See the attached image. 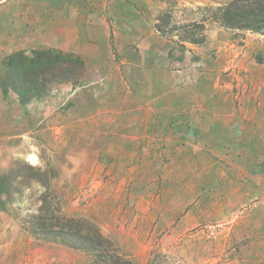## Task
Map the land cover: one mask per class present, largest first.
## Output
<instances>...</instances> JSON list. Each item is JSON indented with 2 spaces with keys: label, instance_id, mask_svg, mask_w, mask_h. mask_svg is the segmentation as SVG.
Returning a JSON list of instances; mask_svg holds the SVG:
<instances>
[{
  "label": "rangeland",
  "instance_id": "374dc122",
  "mask_svg": "<svg viewBox=\"0 0 264 264\" xmlns=\"http://www.w3.org/2000/svg\"><path fill=\"white\" fill-rule=\"evenodd\" d=\"M228 2L0 0V264H92L43 206L131 264H264V35ZM42 51L83 67L21 101L5 61Z\"/></svg>",
  "mask_w": 264,
  "mask_h": 264
},
{
  "label": "trees",
  "instance_id": "16d2710c",
  "mask_svg": "<svg viewBox=\"0 0 264 264\" xmlns=\"http://www.w3.org/2000/svg\"><path fill=\"white\" fill-rule=\"evenodd\" d=\"M210 9L215 12L213 21L223 27L264 35V0H229L222 7ZM82 67L79 58L53 51L35 52L31 57L14 54L5 61L6 74L1 85L12 89L24 101L41 94L49 83L74 79ZM0 180L8 195L7 180ZM28 225L30 233L36 236L57 239L88 253L92 264H131L96 225L82 218L65 217L56 208L41 207Z\"/></svg>",
  "mask_w": 264,
  "mask_h": 264
},
{
  "label": "bare ground",
  "instance_id": "6f19581e",
  "mask_svg": "<svg viewBox=\"0 0 264 264\" xmlns=\"http://www.w3.org/2000/svg\"><path fill=\"white\" fill-rule=\"evenodd\" d=\"M32 156H33V155H32ZM32 156L30 157V160L34 158V156H33V157H32ZM35 160H36V159H35ZM33 161H34V160H33Z\"/></svg>",
  "mask_w": 264,
  "mask_h": 264
}]
</instances>
